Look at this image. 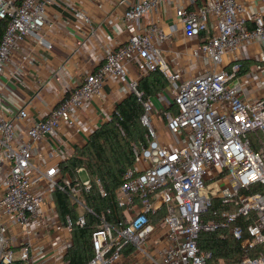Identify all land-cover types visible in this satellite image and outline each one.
Wrapping results in <instances>:
<instances>
[{
    "label": "built area",
    "instance_id": "2783aa9c",
    "mask_svg": "<svg viewBox=\"0 0 264 264\" xmlns=\"http://www.w3.org/2000/svg\"><path fill=\"white\" fill-rule=\"evenodd\" d=\"M58 1L0 0V21L5 22L0 41V264H66L72 233L85 227L88 214L99 219L88 264H206L211 253L200 249V233L225 227H231L243 248L264 250V190L248 193L264 185V152L252 149L249 135L260 131L264 146V93L246 95L248 81L241 77L236 56L245 44L264 39V16L247 17L242 0H207L202 6L192 0V8L178 9L185 37H205L194 51L203 69L187 78L171 70L162 49L174 26L166 31L145 23L166 0H122L130 39L105 49L97 70L47 116L18 132L17 121L32 119L25 107L13 117L5 115L1 77L20 41L52 48L42 31L46 9ZM75 16L88 21L82 11ZM130 64L142 75L158 70L167 77L172 98H161L158 116L171 138L167 145L160 143L155 107L143 101L141 123L148 129L149 145L135 147V164L116 193L122 215L109 220L108 212L97 214L84 198L95 185L105 196L100 180L83 181V168L76 170V179L62 174L63 160H55L63 155L59 129L62 123L84 122L87 101L101 92L108 77H126ZM257 69L262 80L248 79L264 88V65ZM137 86L133 82L132 90L141 99ZM208 185L218 189L203 192ZM56 191L66 193L78 208L76 220L60 216ZM216 201L222 209L214 208ZM239 264H264V253L246 255Z\"/></svg>",
    "mask_w": 264,
    "mask_h": 264
},
{
    "label": "crops",
    "instance_id": "0c3cea01",
    "mask_svg": "<svg viewBox=\"0 0 264 264\" xmlns=\"http://www.w3.org/2000/svg\"><path fill=\"white\" fill-rule=\"evenodd\" d=\"M195 1L202 6L207 0ZM242 3L247 9V17L259 13L264 16V0H242ZM192 4V0H166L159 3L145 20V23L159 24L166 31L174 26L176 31H172L162 49L171 70L187 78L203 69L202 61L194 51L205 40L204 35L186 38L177 17L178 9L192 8ZM126 10L127 4L122 0H59L46 9L48 23L42 32L52 48L47 49L31 39L20 41L11 64L1 77L5 115L13 117L25 107L32 119L17 121L18 132L25 133L34 121L47 116L71 89L83 82L86 75L97 70L103 63L105 49L123 45L130 39L131 33L123 21ZM78 11H82L88 21L78 19L75 16ZM248 24L251 26L252 21ZM236 56L241 62V77L248 81L246 95L263 94L260 82L248 78L255 75L262 80L263 73L257 67L264 65V39L245 44ZM147 75H142L136 64H130L126 77H108L101 92L85 104V121L73 127L61 124L59 135L63 155L56 158V162L72 157L78 148L84 147L92 133L110 119L116 106L133 93L132 83H139ZM163 97L172 98L169 85L149 100L155 107L159 141L167 145L171 137L164 128L162 117L158 116Z\"/></svg>",
    "mask_w": 264,
    "mask_h": 264
},
{
    "label": "trees",
    "instance_id": "16d2710c",
    "mask_svg": "<svg viewBox=\"0 0 264 264\" xmlns=\"http://www.w3.org/2000/svg\"><path fill=\"white\" fill-rule=\"evenodd\" d=\"M5 30V22L0 21V41ZM169 85L167 77L160 71H154L142 77L137 90L141 92V99L133 92L117 106L110 119L96 129L89 137L86 145L78 148L75 154L60 163V170L65 176L76 179V170L83 168L92 180L98 179L105 191L102 196L95 185L89 193L84 195L86 203L94 212H108V219L120 218L121 210L117 205L116 193L124 181L126 172L135 164V147L143 148L149 145L148 129L141 123L143 115V101L159 95ZM175 113L176 110L172 108ZM252 149L259 151L263 146V136L260 131L249 134ZM263 191L264 185L252 186L248 193ZM58 213L62 218L70 215L73 220L78 216V208L72 203L66 193L56 191L53 194ZM215 209H222L219 201L214 204ZM85 227L76 228L72 233V246L65 257L66 264H88L94 256L92 236L99 224L95 215H87ZM245 221V220H242ZM241 221V222H242ZM198 245L202 251L210 252L211 257L206 264H239L246 256H257L264 253L261 246L255 250L242 247L231 233V227L220 228L215 232H202ZM13 264H22L15 261Z\"/></svg>",
    "mask_w": 264,
    "mask_h": 264
},
{
    "label": "rangeland",
    "instance_id": "374dc122",
    "mask_svg": "<svg viewBox=\"0 0 264 264\" xmlns=\"http://www.w3.org/2000/svg\"><path fill=\"white\" fill-rule=\"evenodd\" d=\"M175 142L177 143L176 140H175ZM262 145H263V143H262ZM260 150L264 152V146H262ZM56 161H57V160H56ZM80 177H81V179H82L83 181H85V180H87V179L89 178V175H88V173H87L86 171H83V172L81 173ZM216 189H218L216 186H214V185H208V186H207V189H206L205 191H203V192H208V191H210V192H212V193H215V192H216ZM78 211H79V210H78ZM18 255H19V253H18Z\"/></svg>",
    "mask_w": 264,
    "mask_h": 264
}]
</instances>
